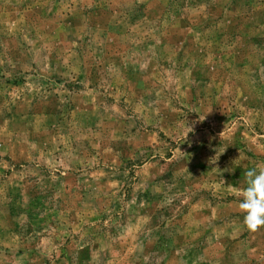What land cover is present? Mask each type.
<instances>
[{"label": "rangeland", "instance_id": "rangeland-1", "mask_svg": "<svg viewBox=\"0 0 264 264\" xmlns=\"http://www.w3.org/2000/svg\"><path fill=\"white\" fill-rule=\"evenodd\" d=\"M258 166L264 0H0V264H264Z\"/></svg>", "mask_w": 264, "mask_h": 264}, {"label": "clouds", "instance_id": "clouds-1", "mask_svg": "<svg viewBox=\"0 0 264 264\" xmlns=\"http://www.w3.org/2000/svg\"><path fill=\"white\" fill-rule=\"evenodd\" d=\"M231 173L233 169H228ZM245 186L239 192V208L243 224L250 231L264 227V167H253L245 172Z\"/></svg>", "mask_w": 264, "mask_h": 264}]
</instances>
